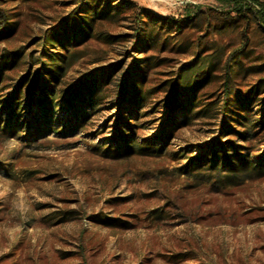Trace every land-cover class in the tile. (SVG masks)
<instances>
[{
    "label": "rangeland",
    "instance_id": "374dc122",
    "mask_svg": "<svg viewBox=\"0 0 264 264\" xmlns=\"http://www.w3.org/2000/svg\"><path fill=\"white\" fill-rule=\"evenodd\" d=\"M75 1L0 0V103H19L0 113V264H264V29L224 0H128L46 49ZM216 140L248 170L190 161Z\"/></svg>",
    "mask_w": 264,
    "mask_h": 264
},
{
    "label": "trees",
    "instance_id": "16d2710c",
    "mask_svg": "<svg viewBox=\"0 0 264 264\" xmlns=\"http://www.w3.org/2000/svg\"><path fill=\"white\" fill-rule=\"evenodd\" d=\"M113 0H76L75 4H77L76 11L71 12L67 17L62 19L58 23V27L54 31H50L44 38V47L47 49L48 47L57 49H67L69 45H77L80 40H88L93 35V30L96 22L98 20H108L112 19L114 17H118L119 13H127L129 11H132V7L134 6L132 3H130L128 0H122V3L117 5V8L119 9H113L112 2ZM225 2H229L231 5V10L236 13V16L238 17H244L247 18L249 21L254 20L256 24H258L262 29H264V0H224ZM114 10V11H113ZM134 18L137 21V24L141 29H143V26H146V20L145 13L134 11ZM0 19L2 20V23L0 24H6L3 31L6 30V27L9 24V17L4 14V12L0 9ZM161 25H156V27H160ZM151 31V30H150ZM152 32V31H151ZM4 59V58H3ZM2 59V60H3ZM51 67V65L44 64L43 71L46 76H48L52 81H57L60 70L59 67L55 66ZM42 75V74H41ZM89 85H87L88 87ZM124 87L121 89L120 94L125 93ZM95 90V89H94ZM94 90L86 93L85 88H77L74 90V93L77 95V101L79 104H82L84 101V98H92ZM135 92L138 94L135 95ZM228 92V91H227ZM194 93V92H193ZM190 92V101L189 105L192 104L193 99L195 98V94ZM141 94V91H138L137 89H133V92L131 93V96H136L137 100H139V96ZM249 98V94L247 95V99ZM18 97H16V100ZM229 99V97H228ZM40 100H44L42 97ZM182 102V101H181ZM178 104L179 106L186 105L185 102ZM137 102H133V104H136ZM18 104L15 101L11 102V99H9L6 102L0 103V113L8 108H18ZM2 105V106H1ZM229 104L226 101L223 104V108L225 111H228ZM172 110V108H171ZM231 115H233L232 111L227 113V118L224 119V121L221 124V133L224 134H230V132L235 131L233 128L231 129V126L228 122V119H231ZM12 123V118H10L7 121V124L10 125ZM174 121L172 119L167 121L165 124L166 131L164 132V137H170L172 131L174 129ZM131 127H134L132 125ZM170 130V131H169ZM239 134V133H237ZM240 135V134H239ZM152 144V143H151ZM135 145L134 143H127L126 144V150H129L131 153H136L134 149ZM155 150L152 147L148 146H140L139 152H153ZM235 162L231 163L230 161V154L226 152V149L224 146H222L219 141H213L210 142L207 145V148L203 151L201 156L191 158V162H199L200 166L199 168H204L203 162L207 161L209 162V165L206 167L210 170H220L222 172H230V173H236L240 171H246L251 166L249 162L245 159H243V154L236 152L235 154ZM179 257L180 255H176L171 257L169 260L172 262V259Z\"/></svg>",
    "mask_w": 264,
    "mask_h": 264
}]
</instances>
